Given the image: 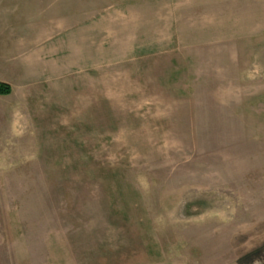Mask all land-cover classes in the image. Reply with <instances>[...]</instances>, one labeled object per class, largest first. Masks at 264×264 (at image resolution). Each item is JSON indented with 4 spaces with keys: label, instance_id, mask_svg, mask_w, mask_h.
<instances>
[{
    "label": "rangeland",
    "instance_id": "1",
    "mask_svg": "<svg viewBox=\"0 0 264 264\" xmlns=\"http://www.w3.org/2000/svg\"><path fill=\"white\" fill-rule=\"evenodd\" d=\"M0 264H264V0H0Z\"/></svg>",
    "mask_w": 264,
    "mask_h": 264
},
{
    "label": "trees",
    "instance_id": "2",
    "mask_svg": "<svg viewBox=\"0 0 264 264\" xmlns=\"http://www.w3.org/2000/svg\"><path fill=\"white\" fill-rule=\"evenodd\" d=\"M10 93V88L9 86L0 83V95H7Z\"/></svg>",
    "mask_w": 264,
    "mask_h": 264
}]
</instances>
